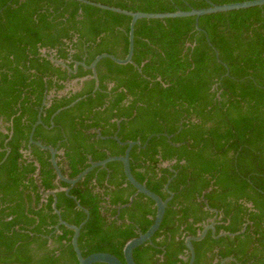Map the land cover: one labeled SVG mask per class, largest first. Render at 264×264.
Returning <instances> with one entry per match:
<instances>
[{"label": "trees", "instance_id": "obj_1", "mask_svg": "<svg viewBox=\"0 0 264 264\" xmlns=\"http://www.w3.org/2000/svg\"><path fill=\"white\" fill-rule=\"evenodd\" d=\"M86 1L173 13L251 0ZM130 20L74 0H0V264H78L73 231L59 225L54 200L68 224L79 226L88 212L77 239L83 257L108 253L124 263V245L155 216L141 194L118 208L135 193L120 162L92 170L67 195L49 153L28 144L40 108L33 140L62 151L57 164L69 179L89 161L124 154L92 130L141 145L157 135L133 147L130 170L162 200L173 197L159 229L133 251L135 264H187L185 239L215 215L206 205L217 211L214 236L244 231L207 232L193 243V264H264V6L201 16V31L195 17L138 20L132 64L101 59L95 92L94 80L79 81L90 70L69 73L48 59L54 54L72 71L104 53L123 59ZM78 99L51 126L52 115Z\"/></svg>", "mask_w": 264, "mask_h": 264}, {"label": "water", "instance_id": "obj_2", "mask_svg": "<svg viewBox=\"0 0 264 264\" xmlns=\"http://www.w3.org/2000/svg\"><path fill=\"white\" fill-rule=\"evenodd\" d=\"M74 1L86 4V5H90V6L102 9V10L122 14V15H125V16H128L131 18L130 24H129V33H128V51H127L126 56L123 59H119L113 55L104 53V54L97 56L90 63V65H85L83 63H75L74 67H73V71H72L61 60L54 59V54L48 56V59L52 63H54L55 65H59L63 68H66L69 73L75 72L79 65L82 66L86 70H90L91 75L84 77V78L80 79L79 81L82 82V81H85L87 79L94 80L95 84H94L93 92H95L98 89V79H97V75H96V66L101 59H109L118 65L132 64L134 26L138 20H140V19L164 20V19H174V18L195 17V28L197 31H201V29L198 27V18L201 16L264 6V0H251V1H244V2H238V3L223 4V5H213V4H210L208 2V0H205V1H207V3H209L208 8L189 9L188 11L178 10V11L173 12V13H142V12L133 13V12L121 10V9L114 8V7H109L106 5H102V4H98V3H94V2H90V1H86V0H74ZM206 40L209 41L207 36H206ZM213 51H214L216 60L219 63H221L219 60V54H218L217 50L215 48H213ZM42 54L45 56L44 50H42ZM222 65L226 68L225 76H228L229 75L228 68L226 67L225 64L222 63ZM50 98H51V96H46L44 98V100L42 102V107L48 106V104H46V101H48ZM79 100L80 99H78L75 102L71 103L70 105L63 107V108L59 109L58 111H56L51 117V121H50L51 126L53 125L52 119L54 118L55 115H57L60 111L71 108ZM41 111H42V108H40V110H39V114L37 116L36 122L32 125L28 143H29V145H34L37 148H39L40 150L47 151L49 153V155H50L49 162H50V164L54 170V173L56 174L57 179L59 181L65 183V184L69 185L68 188L62 189L67 195L69 193L70 188L75 186L79 181H81L92 170H94L96 168H103L110 162H120L122 164V169H123V173L125 176V181L127 183H129L134 188L135 193L129 198L128 204L123 205L122 207H118V208L120 209V208L128 207L132 203L133 199L136 197L137 194H141V195L145 196L146 198L150 199L151 201H153L154 207H155V216L153 218L152 224L149 227V229L143 234L142 233L138 234L137 237L129 240L124 245V247H123L124 263H123L117 257H115L112 254H108V253H93V254H90L86 257H83L80 250H79L77 239L79 237V233H80L82 226L86 223V221L88 219V212L86 210H84L86 218L79 226L68 224L61 219L60 212L56 209V200H54V202L52 204V208H53L55 214L58 216L59 225H63L64 227L73 231V235L71 238V246H72V249L75 253L78 264H135L134 259H133V251L137 247L141 246L142 244L149 242L150 239L152 238V236L159 229L160 224H161L162 219H163V216H164V212H165V208L167 206V203L173 197V194L169 192L168 193L169 197L165 200H162L158 195H156L155 193H153L152 191L147 189L144 184H140L133 177L131 170H130L129 154H130V151L133 149V147H137L139 149H144L147 142L152 137L157 136V135H151L150 137H148L146 139L145 143L143 145H141L139 140L128 141V142L123 143V142H120L116 136L102 137L98 130H92V132H95L98 135V137H100L101 139H113L116 142H118L121 146L125 147L124 154L121 156H109L106 159H104L102 161H98V162L89 161V166L86 169H84L82 172H80L74 179H69L68 177H65L62 174V172H61V170L57 164L56 155L58 154V151L56 150V148H53L52 146H49V145H43L42 143L37 142V141H33V139H32L35 128L38 125L42 124ZM164 136L167 139H169V137L167 135H164ZM164 166H167V164H164ZM165 189H167V185L165 186ZM48 195L55 196V192L44 193L45 197ZM73 199L75 200V198H73ZM75 202H76L77 207L82 209V207L80 206V204L76 200H75ZM206 209H208L210 212H213L215 215H214L212 221L209 224L204 225L203 229L200 232H198L196 236H189L185 239V247H186L188 254H189V260H188L187 264H193L194 260H195L193 243L201 241L206 236L207 232H209V231L211 232L212 236H214V234H215L214 226H215V221H216V217H217V211L209 208L207 205H206ZM243 231H244V229L242 231L234 233V234L226 233V232L220 233L218 236H214V237L215 238L222 237V236L234 237L236 235L241 234ZM227 260L234 261L232 258H226V259L221 260L220 264H224Z\"/></svg>", "mask_w": 264, "mask_h": 264}, {"label": "flooded vegetation", "instance_id": "obj_3", "mask_svg": "<svg viewBox=\"0 0 264 264\" xmlns=\"http://www.w3.org/2000/svg\"><path fill=\"white\" fill-rule=\"evenodd\" d=\"M77 82V80H74V81H72V82H70L69 84H67V88H66V90H70V89H72V87L75 85V83ZM50 100V99H49ZM32 128V127H31ZM2 128H0V130H1ZM31 131V130H30ZM29 135H30V133H29ZM32 139H33V136H32ZM28 140H29V137H28ZM34 141V140H33ZM37 142H40V141H37ZM41 143V142H40ZM29 144V143H28ZM44 145V144H43ZM30 146V145H29ZM28 146V147H29ZM56 150L58 151V154L56 155V160H57V156H61L62 155V151L61 150H58L57 149V147H56ZM25 154L26 155H29L30 154V151H29V148H28V150H26L25 151ZM49 159H50V155H49ZM211 221H212V219H211ZM210 221V222H211ZM209 222V223H210Z\"/></svg>", "mask_w": 264, "mask_h": 264}]
</instances>
